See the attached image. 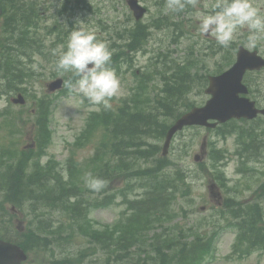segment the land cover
Instances as JSON below:
<instances>
[{
    "label": "rangeland",
    "instance_id": "rangeland-1",
    "mask_svg": "<svg viewBox=\"0 0 264 264\" xmlns=\"http://www.w3.org/2000/svg\"><path fill=\"white\" fill-rule=\"evenodd\" d=\"M41 9L42 20L38 23L40 30L38 31L41 38L46 39L45 44H52V41L58 38L65 37V31H68V38L77 27V21L86 30L94 31L97 39L105 41L112 53L117 50H125L123 46L126 43V31L132 29L136 24L130 10L127 7L126 0H82L83 7L76 8L74 15L69 22L66 18L59 15V8L62 0H35ZM147 8L146 16L139 22L151 24L158 15V5L160 0H139ZM162 13L170 15L171 20L178 22L179 26L172 25L169 29H161L159 31L149 30L148 41L137 51L127 52V55L122 58L125 61L121 68L114 69L121 82L119 95L112 99V104L121 105L129 103L133 106L134 98L138 94L139 84L143 77L147 74L149 80L147 83L156 91L161 88V83L158 76H161L162 64L160 61L165 55L167 61L175 65L178 62L181 64L188 52L204 53L206 46L205 35L199 33L198 15H201L200 4L193 7L191 11L184 9L181 13L174 15L173 12L166 11V3L164 4ZM161 15V13H159ZM55 25V26H54ZM57 27V28H56ZM52 30V31H51ZM51 31V32H49ZM192 34H190V33ZM51 33V34H50ZM177 34H183L182 38L177 37ZM121 37V38H120ZM67 41V40H66ZM196 44L194 45V43ZM59 45L58 42H55ZM62 46L57 49V54L62 52ZM126 51H124L125 53ZM193 52V53H194ZM35 57L32 60L34 79L28 80L27 85H21L19 88L27 86L25 91L27 102L26 108L10 103L11 94L16 92H3L0 95V109L6 108L9 110L7 117L0 113V143L9 145L17 143L20 145L29 146L34 139V135L39 132L40 127L37 123V117L32 112L33 106L37 107L43 101L51 103V109L48 115L47 129V145L45 152L41 156V160L27 159L22 162L23 170L27 173L38 171L41 173V187H48L50 193L56 198L67 200L66 184L68 178V160L73 158L76 167V176L81 178L78 183L83 184L81 190L85 192V196L89 195L92 203L88 206H94V209L87 210L83 218L88 226H92L95 230L98 229L99 235L104 234L105 244L110 236L121 235L131 236L130 240L124 239L123 244L116 249H110L106 252V256L112 258V262L108 264H130L131 260H139L140 264L143 258V250L152 249V245L158 239L172 238L171 242L176 241L177 234L182 237L189 238L191 232H188L189 227H193V233L206 234L212 233L214 240L211 244V252L198 264H264V249L253 251L248 254L235 253L232 251L233 242L235 240V222L229 212H236L239 206H250V203H260L264 196V140H262L261 148L248 149L241 153L240 146L242 143L247 144L243 140L242 132L255 133L264 132V120L255 121L252 123H234L228 122L220 125L216 130H210L201 127H186L177 133L171 142L167 159L170 161L169 166H181L185 173L189 175L188 181L191 183L190 196L184 197L176 203H170L167 209L183 208L177 217L172 220L168 218H158L157 210L144 213L150 221L145 222L147 228L139 233L135 226V218L140 209H148L150 206H134L139 195L145 190L146 181L141 179V176L134 174L135 168L128 166L123 168L121 179H112L107 191L99 192L89 189L85 185L84 176L86 173L92 175L96 173V162L91 165L93 159L95 144L98 138L94 137L90 142L78 147L75 144L76 139L85 133L86 120L91 110L97 108L96 105L83 97L82 94L76 91H70L63 87L62 93L47 94V84L56 77L71 79L75 82L76 78L73 73L67 72L63 76L57 71L55 63L45 64L43 61ZM164 58V59H165ZM53 62V61H52ZM213 68L217 66L216 61L211 59ZM220 63V61H219ZM51 72H54L52 75ZM187 95V98L192 105H201L205 100L203 93L204 86L200 87L199 82H195ZM47 94V95H46ZM34 100L38 103L35 104ZM121 102V103H119ZM118 103V104H117ZM45 104V103H44ZM113 107H116L113 105ZM45 111V108H42ZM37 111V110H36ZM7 114V113H6ZM253 125L252 127H248ZM16 127L20 128V133L15 136L10 135L9 129ZM242 127L241 129H238ZM250 129H253L250 131ZM88 134V133H86ZM98 134V133H97ZM90 135V134H88ZM264 136V134H263ZM206 141V155L200 162L194 160L195 155L201 156V143ZM159 146L162 144V138L157 141ZM263 145V147H262ZM38 144H36V147ZM35 147V148H36ZM252 147L253 144H252ZM40 148V147H39ZM39 148H36L37 150ZM39 151V150H38ZM27 154H30L27 151ZM110 161V160H109ZM133 159L125 158L123 162L129 165ZM86 163V164H85ZM10 166H15L14 163H8ZM142 164L138 161V165ZM111 166V165H110ZM1 167V165H0ZM111 171V169L109 168ZM49 175H58L57 181L47 179ZM132 179L133 181H128ZM129 187V191L133 195L125 194V185ZM210 184H215L214 190H210ZM128 191V192H129ZM68 194V193H67ZM87 199V197H85ZM68 202H73L68 199ZM173 201V200H172ZM18 206L12 203H4L3 206ZM60 203L55 202L53 206H60ZM26 210H18L17 213H12V218L23 220L27 226L28 220L35 218L27 212V204L24 203ZM201 206L205 210H201ZM264 208V206H261ZM132 209V210H130ZM9 210V209H8ZM168 211H163L165 215ZM124 216L121 217V214ZM53 216L62 222L63 235H71L67 237H57L51 235L49 237L50 250L43 247L41 250L28 254L25 264H60L59 261L67 260L68 264H104L105 255L102 250L91 249L89 251L83 249L87 247V238L83 235H74L73 232H68V227L73 224V220L69 216L63 215L57 211ZM172 218V217H171ZM45 219H40L36 222V227L43 224ZM231 221V223H230ZM123 222V230H114L115 224ZM180 225V229L177 225ZM110 225L113 228L112 233L106 231V226ZM264 225V221H263ZM54 223L53 228H57ZM132 232V233H131ZM162 233V234H161ZM144 235V236H143ZM57 238V239H55ZM46 242V241H45ZM182 242V240H180ZM204 244L208 245L206 241ZM202 245V244H201ZM52 246H55L54 248ZM203 247V245H202ZM86 248V247H85ZM161 250L162 247H159ZM83 254L80 256V252ZM115 251H118L117 253ZM147 253V252H146ZM149 257L146 261L150 262ZM148 262H145L148 264Z\"/></svg>",
    "mask_w": 264,
    "mask_h": 264
},
{
    "label": "trees",
    "instance_id": "trees-1",
    "mask_svg": "<svg viewBox=\"0 0 264 264\" xmlns=\"http://www.w3.org/2000/svg\"><path fill=\"white\" fill-rule=\"evenodd\" d=\"M73 2L71 0L64 1L62 4L63 14L71 13ZM27 35L29 34L24 30L18 37L25 38ZM145 36L146 34L140 32L138 28L132 29L127 35L125 48L128 51L136 50ZM7 37L8 35L4 36V38ZM22 40L19 42L20 45L15 48H12L8 44L9 42L0 43V91L4 89L16 90L19 84L32 80L31 68L33 65L29 61L33 57L39 55L44 59V62H50L53 48L47 49L42 40L37 42L31 38L27 42ZM121 55L123 52H117L112 57L118 62ZM169 69L170 67L161 69L162 85L157 92L151 95L147 91V82H140L141 93L134 98L133 106L129 108L128 105H124L123 108L118 106L116 110L103 108L101 112L90 114L86 121L87 130L85 131L88 134L93 131L101 132L96 144L95 158H93V162L98 164L94 169L96 173L93 176L106 179L111 183L114 178L121 179V176L125 174L123 168L126 166L129 169L135 168L134 174H138L141 179L146 181V187L136 202L131 201L130 204L155 206V208L159 207L158 211L162 209L161 206H170V203L179 198L189 196L191 189L183 169L179 165L175 168L168 166L170 161L159 154L157 141L165 134L169 121L176 119L183 110L192 106V102L187 98L190 93L187 90L195 85L184 62L171 66V71L167 74ZM199 83L200 87L204 85L203 82ZM43 105L44 103L40 102L38 107L42 108ZM107 155L112 156L111 161L107 160ZM125 158H131L133 161L127 165L123 162ZM138 161H141L142 164L138 165ZM22 162L24 161H19L16 169L9 175L0 177V198L2 201L18 206H24V203L27 206H34L31 210L38 217L43 216L44 211L37 212L43 210L37 206H53L57 202L61 204L63 209L61 212L71 218H81L77 212L79 209L75 206H88L94 201L89 198V195L85 196V192L81 190L82 184L76 181V184L74 182L67 183L65 187L68 193H66L67 200L72 199L73 202L58 200L50 193L48 187H41L43 183L41 182L43 180L41 173L35 170L32 176L31 173L23 170ZM109 165L111 166L109 167ZM47 179H52L54 182L57 180L49 177ZM128 181L133 180L129 179ZM127 185L129 184L125 185L126 190L129 189ZM107 187L101 191L105 192ZM125 194H128V191H125ZM237 211L236 247L244 254L264 249V225L262 224L261 208L259 206H238ZM79 227L81 232L86 233L83 230L86 229L85 223L80 224ZM170 240L172 239H158L157 242L151 244L152 249L143 250V252H148L150 264H198L209 251V248L203 244L199 233H195V237L191 240L179 238L175 242ZM121 244L122 242L119 241L111 242V246L115 249L118 248L115 246ZM159 247H162L163 250ZM143 259L146 260V256Z\"/></svg>",
    "mask_w": 264,
    "mask_h": 264
},
{
    "label": "clouds",
    "instance_id": "clouds-1",
    "mask_svg": "<svg viewBox=\"0 0 264 264\" xmlns=\"http://www.w3.org/2000/svg\"><path fill=\"white\" fill-rule=\"evenodd\" d=\"M199 3L200 0H166V11L180 12L188 5L195 8ZM205 7L210 10L197 16L200 34L211 35L217 44L228 48L238 33L246 30V48L254 50L264 44V11L254 0H211ZM77 25L69 35L66 51L59 54L57 71L61 76L71 72L78 78L75 82L71 79L64 82L70 91L82 94L93 105L112 109L111 101L121 88L120 79L110 66L113 53L105 41L97 39L94 31L86 30L79 20ZM84 181L96 192L109 184L108 180L94 177L90 172L85 174Z\"/></svg>",
    "mask_w": 264,
    "mask_h": 264
},
{
    "label": "flooded vegetation",
    "instance_id": "flooded-vegetation-1",
    "mask_svg": "<svg viewBox=\"0 0 264 264\" xmlns=\"http://www.w3.org/2000/svg\"><path fill=\"white\" fill-rule=\"evenodd\" d=\"M0 2L1 4H3V6L4 3L7 5V7L10 6L6 0H0ZM210 3L211 0H200L199 4L201 14H206L210 10L209 8L205 7L206 4ZM254 3L258 7H260L262 11H264V0H254ZM27 9L29 10L30 7H28ZM168 17L169 15L162 16L163 20L161 24V29H169L172 26L166 20ZM246 35V30H241L238 33L237 38L228 48H224L223 46L217 44L215 38H213L211 35H205V39L207 41L204 53L198 54V52H195L196 59H200L202 60V62L201 64L196 65V67H198L199 69L195 68L192 71L194 75L203 81H208L210 76L221 74L235 62L239 50L246 51L249 54L254 53V55H258L264 58V44L259 45L254 50H249L244 46ZM191 58H193V55L191 56ZM211 59H214L216 61V64H218L217 66H215V68H213L212 63H210ZM242 83L247 89V93H245V96L248 97L251 101H253L254 105L258 109H264V66L255 69L245 70L242 75ZM255 119L256 121L264 120V114H258ZM241 123L244 122L242 121ZM249 123L252 122H247V124ZM252 126L253 125H249L248 127ZM251 130L253 129H250V131ZM263 134L255 133V135L253 136L254 143H252L254 147L250 145V149L261 148L262 140H264ZM14 144L18 145L21 151H23L25 148L24 145H20L17 143ZM14 144H11V147L13 148V153L16 151ZM5 153L6 151L2 149L1 154L5 155ZM262 202H264V196L262 198ZM257 205L261 206L260 204ZM6 208L7 206H0V220H2L0 221V238L13 243H17V241L24 240L23 243L26 242L24 244V247L26 248L28 254H30L31 252H36L39 249L41 250L43 247H45L42 242V238L46 237L41 235V232H44V230L36 227V225L32 221H29L26 226L23 220H20L17 217L12 218V213H17L16 211H18V209L14 206H10V208H8L9 212L6 211ZM22 231L31 232V234L22 235ZM52 247L54 248L55 246ZM59 263L61 262L59 261Z\"/></svg>",
    "mask_w": 264,
    "mask_h": 264
},
{
    "label": "water",
    "instance_id": "water-1",
    "mask_svg": "<svg viewBox=\"0 0 264 264\" xmlns=\"http://www.w3.org/2000/svg\"><path fill=\"white\" fill-rule=\"evenodd\" d=\"M128 4L135 17L140 18L144 9L137 4L136 0H128ZM258 60L240 53L237 62L229 70L222 75L210 77L205 92L211 94V98L203 106L193 107L174 122L166 133L162 154L166 155L173 134L185 125L198 124L213 127L216 122L209 123V119L225 122L231 118H253L257 113L253 103L246 98L239 97L238 94L245 91L241 84L243 71L246 68L251 69L264 64V60L260 58ZM60 85L61 80L58 79L50 83L48 88L52 91ZM13 101L22 102L23 97L18 95V99H13ZM198 159V156H195V160ZM23 259H25V254L18 246L0 240V264H20Z\"/></svg>",
    "mask_w": 264,
    "mask_h": 264
}]
</instances>
